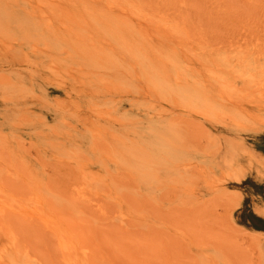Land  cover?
Returning <instances> with one entry per match:
<instances>
[{"label": "rangeland", "instance_id": "rangeland-1", "mask_svg": "<svg viewBox=\"0 0 264 264\" xmlns=\"http://www.w3.org/2000/svg\"><path fill=\"white\" fill-rule=\"evenodd\" d=\"M0 264H264V0H0Z\"/></svg>", "mask_w": 264, "mask_h": 264}, {"label": "bare ground", "instance_id": "bare-ground-1", "mask_svg": "<svg viewBox=\"0 0 264 264\" xmlns=\"http://www.w3.org/2000/svg\"><path fill=\"white\" fill-rule=\"evenodd\" d=\"M48 52L49 51H46L45 54L42 53V56H41L42 59L39 62L43 61V59H48L49 61H52V60L56 59V56H55L54 53H52V52L48 53ZM67 67H68V69L73 70L71 67H69V66H67Z\"/></svg>", "mask_w": 264, "mask_h": 264}]
</instances>
